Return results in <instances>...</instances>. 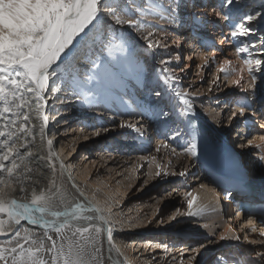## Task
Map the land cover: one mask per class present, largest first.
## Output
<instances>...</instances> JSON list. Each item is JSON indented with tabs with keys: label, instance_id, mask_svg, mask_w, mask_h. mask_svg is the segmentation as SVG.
I'll list each match as a JSON object with an SVG mask.
<instances>
[{
	"label": "snow or ice",
	"instance_id": "snow-or-ice-1",
	"mask_svg": "<svg viewBox=\"0 0 264 264\" xmlns=\"http://www.w3.org/2000/svg\"><path fill=\"white\" fill-rule=\"evenodd\" d=\"M192 2L194 4V0ZM188 7L189 0H0V185H3L0 188V235L5 237L0 241V264H130L115 242L118 222L109 219L111 208L88 199L74 181L81 199L63 210H56L52 203L59 192V189L52 191L54 180L39 192L33 187L30 200L13 197L11 193L16 189L10 181L21 185L20 191L26 192L24 181L31 179L26 174L39 167L49 168L53 175L57 164L61 173L67 171V165L54 148V139L48 136L50 117L45 111L49 97L67 107V99L61 100V95L78 102L86 111L99 107L113 110L115 105L131 110L128 115L134 113L139 117L135 122L103 116L84 121L81 133L89 130L84 140L106 138L110 133L124 130L143 141L147 122L151 121L167 126L164 134L167 139L184 140L186 153L198 156L202 150L207 151L205 132L196 122V107L190 93L178 90L182 77L172 65L179 59V53L174 58L168 52L166 41L171 38L158 22H153L163 20L175 25L182 22L181 11ZM203 7L229 22L230 31L225 39H235L239 45L236 52L246 54L244 67L239 70L241 75L232 81L245 95L233 102L235 110H230L228 119L249 114L255 103L248 95L250 90L260 99V112L264 115V71H258L264 68V60L253 58V53L264 54V0H259L258 4L256 0H216L215 4ZM201 15L206 16L207 11L191 14L197 25L206 23ZM172 45L179 47L176 40H172ZM149 51L154 61L151 72L145 68L147 57L141 59L142 53ZM116 53L121 54L119 60ZM212 58L206 57L205 65ZM231 63L225 60V64ZM245 68L252 81H260L259 89L255 84L243 87ZM183 71L180 68V72ZM221 71L225 76L233 74L229 68ZM213 84L219 87L216 81ZM128 96L131 99H127ZM48 111L56 113L51 116L53 121L60 115L55 107ZM250 115L255 117L256 110ZM33 119L37 123H33ZM260 127L264 129V125ZM260 141L254 144V140L248 139L246 144L261 152L259 161L264 164V136ZM104 147L107 149L110 145ZM161 148L176 153L167 140L161 141L155 151L159 153ZM140 159L144 163L139 167L149 169L144 185L153 175L161 180L186 175V171H166L156 155ZM153 164L157 169L154 174L150 171ZM165 191L171 195V191ZM64 195L60 194L61 202ZM186 195L191 197L186 200L187 212L182 213L177 208L169 221L178 216L191 220L205 214V208L194 207L198 197L191 192ZM227 195L231 197V193ZM89 212L92 214H87ZM254 215H259V223L264 224V205ZM22 220L43 229V235L37 236L32 228L21 225ZM81 221L87 226H80ZM156 223L164 225L168 221L159 216ZM245 223L251 232H257V222L252 215ZM50 232L55 233V238ZM259 234L264 236V228ZM227 239L220 234L219 240ZM234 239L239 241L241 237L236 235ZM261 246L264 247V242ZM155 247L167 250L168 246L156 244ZM203 247L205 245L200 243L191 251L197 253ZM256 255L259 261L251 264H264V253ZM194 259L195 255L190 256L189 264ZM180 264H184L183 256ZM234 264L240 261L235 260Z\"/></svg>",
	"mask_w": 264,
	"mask_h": 264
},
{
	"label": "rangeland",
	"instance_id": "rangeland-1",
	"mask_svg": "<svg viewBox=\"0 0 264 264\" xmlns=\"http://www.w3.org/2000/svg\"><path fill=\"white\" fill-rule=\"evenodd\" d=\"M212 1L213 2L211 4V1L207 0L205 4L208 5L215 4L216 0H212ZM256 3L258 4L259 0H256ZM191 4H192V0H189V7H188L189 9L187 11L189 16L186 18L185 25H183L186 26L185 29H181L179 31L176 30V28L171 24L164 25L160 20L158 22L159 25H162V27L165 26L166 28H171L172 31L174 30L179 31L180 35H184L182 43L179 44L177 42L179 44L178 48L172 45V40L178 41V39H175V37H173L172 34L167 33V35L171 39H168L166 41L169 44L168 52L174 58L177 53L180 54L181 52L182 55L178 60H174V64L172 65L173 67L176 68L177 74L182 77V79L178 82L179 85L178 90L183 89L190 93V98L196 107L197 113L199 111V113L195 115H202L203 114L202 112H204L205 116L209 120H211L212 122L217 121L219 123V128L226 132L225 135L228 141L229 139L232 140L233 138H236L239 141V137H240L242 141L239 142L237 147L239 148L241 159L250 164L251 162H253L257 168H261L264 171V164H261V162L259 161V156L261 155V152L256 147L249 146L246 144V141L248 139L254 140V144L261 143L260 137L264 136V129H262L260 125H264V120H260L259 119L260 117L259 118L254 117L255 123L251 124L252 125L251 128L250 125L248 124L249 120H247L248 117L250 118L251 116L250 114L246 115L245 117L234 118L233 120L228 119L230 110H235V105L233 103L235 101L234 99L238 98L237 96L244 94L239 90V88L235 84L231 83V81L228 80L229 75L225 76L224 73L221 71V69L223 68L221 66L222 65L221 63L224 62L223 56H228V57L234 56L237 60H239L236 54L237 53L235 50L236 48L233 47L231 39L220 40L219 38L222 36L226 37V35L229 33L228 31H230V28L227 27V23H225L228 21H223L221 19L220 21H218V17H214L216 20L215 19L212 20V16H211L212 13L210 10H200L199 11L200 13H204L205 11H207V15H208L207 20L209 19V21L206 22L205 27L202 25H197L195 21L192 19L191 14L194 13V10L200 8L198 7L199 5L201 6L204 4L197 2L198 5H196L194 9L193 7H191ZM220 26H222V28H220ZM219 29L221 30L223 29L224 33H222L221 35L220 33H217ZM201 31L203 32L202 34L206 36H203L204 37L203 41L200 40L197 41V37L201 36V34H199L201 33ZM190 35L191 36L194 35L195 38L193 42V44L195 43V45L193 46L190 44V37H189ZM241 39H246V38H241ZM228 40L230 41V43ZM252 40L253 42H255V37H252ZM216 46H219L218 47L219 50H217L216 48V51H219L220 55L216 51H213L214 47ZM179 49H181V51H179ZM202 49L205 51L203 52L204 54L201 55V52L199 51H201ZM263 55L264 54L253 53V58H260L261 60H264L262 58ZM144 57H147L145 68L148 72H151L152 65L154 63L152 58V53L150 51L147 53H142L141 59H144ZM203 57L204 59L201 60ZM206 57H213V58L210 59L209 62L205 65ZM188 63H190L191 66H189ZM177 65H179V67H177ZM180 68H183L184 71L180 72ZM258 71H263V69L261 68ZM246 75L248 76L251 82H245V80H243L242 81L243 87L249 88L250 84H255L257 87V81L256 82L252 81L248 72ZM213 81H216L219 87H216L213 84ZM233 88H237V90ZM227 94L229 95L232 94V97L227 96ZM126 98L131 99V96H128ZM177 103L180 102L177 101ZM49 104H50L49 108H51L55 104L54 100H52L51 103ZM67 107L65 113L61 115V117H64L63 120L70 117L69 113L72 110V106L68 104ZM120 114L121 115H118L117 118L115 119L132 120L133 122L136 121V118L134 117H132V119H129L127 118V116H122L125 115L123 112H120ZM217 114L220 115V119L219 117H216ZM106 115H107L106 118L109 117V114ZM97 116L98 114H96L93 117L91 116L92 118L91 120L95 119ZM61 117L56 119L55 121L51 120L52 123L51 127L55 128L56 131H59L58 133L59 137L62 136L64 133L59 125L62 119ZM217 118L219 119V121L217 120ZM86 120L87 119L85 118L83 122ZM56 122H59V124ZM83 122L78 121L77 124L82 123L83 125ZM161 126L163 127L160 128ZM244 129H246L247 132H245ZM70 131L71 133H73L74 129L72 128ZM167 131H168L167 126L148 121L146 135L143 139V140H147L148 142L146 141L145 144H142L141 140L136 138L134 133L121 130L118 131L117 133H110L108 137L103 138L101 142L100 139L95 142L93 141V144H91L90 148L86 144V142H83V144H80V147H78L77 149L78 151L77 154L81 152L80 154L81 156L79 159L84 162L88 161L90 164L92 163V160L97 158L96 156H99V158L101 159V151L102 152L107 151L105 150L104 146L108 144L110 145L109 150L111 151H109L107 155H109L108 156L109 159L113 161V166L116 169L118 168L122 170V169H126V167L129 168L131 167L133 168L132 169L133 171H131L132 174H134V172L136 171L135 177L137 178L138 183L134 187V191H135V192L133 191L134 197L128 199L131 200L130 202H134L135 200H139L140 202H142L143 209L141 208L142 210L138 214L142 213L143 216L145 215L144 218H148V220L153 221L152 223H148L149 225L147 230H143V231H145V233L149 235L150 234L153 235V238L154 237L158 238V236H160V240H158V244H166L167 246L170 244L169 248H171V251H169V255L172 254L171 257L169 256L167 257L166 256L167 250L163 248H156L155 246H152V244L148 245V249L149 247L150 248L155 247V249L146 251V253L148 254H146L145 256L149 257L147 264H151V262L152 264H180L182 256H183L184 264H189L188 258L192 255H195V259L192 260L190 264H218V261H220L219 260L220 256L217 255V252L220 246H224V245L228 246L231 249L236 247L235 251H232L233 253L232 255L235 256L237 254L241 256L242 257L241 260L243 264L245 263L251 264L252 261H259L260 258L257 257L256 254L258 252L264 253V247L261 246V243L264 242V236H261L259 234L261 230L259 226L256 224L257 232H251L250 226H248L245 223L246 221L241 220V217H239V215L233 213V210L231 209V205H229L228 211H224L223 209L219 210L222 211L223 216H221L219 211H217L218 206L217 204L215 205L214 201L213 203L216 207L215 211L212 208V206H210V203L205 206L202 204L203 197L211 196L212 194L215 197L217 196L216 191H214V187L212 188L210 187V185L203 184V182L200 181L201 175H203L202 167H200L201 165L198 163V161H196L197 157L194 158L195 156H191L190 153L185 152L186 144L184 140H179L174 142L171 139H167V137L164 135ZM67 133L69 132H66V134ZM237 133H242L243 135H237ZM48 135L52 137V130H49ZM64 137L65 136H62V138ZM164 140H167V143L176 149L175 154H172L169 150L164 148H161V151L159 153L155 151L156 147L160 145V142ZM55 145L57 146L58 144L56 143ZM57 149H59V147ZM87 153H89L88 154L89 156L90 155H94V156L93 158L86 161L87 158L86 157L84 158V154ZM77 154H75V156ZM151 155L157 156V161L164 166L166 171L176 172V173L180 171H186V175L184 177L169 176L165 180L155 178V176L153 175V177L149 179L148 183L144 185L143 180L146 178L145 174L149 171V169L147 167L144 168L139 167L142 163H144L140 159V157L151 156ZM252 158H255V160L253 161ZM169 161H171V164L168 163ZM255 162H258L260 164L259 167ZM69 163L70 162H67V164ZM69 165L71 166V164ZM123 165H125L126 167H123ZM100 170L101 172H99ZM156 170H157L156 165L153 164L150 171L154 174ZM95 172L97 174L99 173L98 177L102 176V168L99 169L98 171L96 170ZM123 172H126V170H124ZM113 177L116 178V175H114ZM105 178L107 177L105 176ZM201 184H203L205 187L201 188L200 187ZM98 188L99 187H97L96 190L97 192L99 190ZM165 189L171 191V195H168V192H166ZM173 189H175V191H172ZM100 190H103L102 186H100ZM189 192L192 193V196L198 197V200L194 204V207L198 206L205 208L206 209L205 214L202 217L191 219L192 221L187 219L186 216L184 217L178 216L176 220L169 221V217L175 213L177 208H179L182 213L187 212L186 200L191 197H188L186 194ZM156 201L158 203L155 205ZM151 202L152 204H150ZM219 202L220 201H218V203ZM153 208H156V214L158 215L156 216H154V214L151 215L152 212L151 210H153ZM131 210L133 211V213L130 214V216L131 215L133 217L135 215L138 216L135 207L134 209L132 208ZM216 212L218 213L216 214ZM228 214L229 216H227ZM159 216H163L165 221H168V223L164 225H158L156 221L159 219ZM221 222L223 223L222 233H224V235L228 233L229 230L231 229L232 235L235 236L239 235L241 239L239 241L235 239L231 240L230 243L228 242L229 244H226L222 240H219V235L216 234V231L218 233L219 231L218 229L221 226L220 225ZM211 229L216 231H212ZM188 239L191 240L189 242L190 244H188L189 249L187 252H184V250H181L182 248H180L181 245L179 244L184 243ZM251 241H255L256 243L253 244L251 243ZM200 243H203L205 247L199 248L197 253H193L191 249L193 247H198ZM142 248H145V246ZM152 251L157 253L153 256L155 257V259H153L152 257V254L154 253ZM143 252H145V249H143ZM140 254L141 252L139 253V256ZM224 254L225 252L221 255ZM244 259L245 262L243 261ZM232 264H234V262Z\"/></svg>",
	"mask_w": 264,
	"mask_h": 264
},
{
	"label": "bare ground",
	"instance_id": "bare-ground-1",
	"mask_svg": "<svg viewBox=\"0 0 264 264\" xmlns=\"http://www.w3.org/2000/svg\"><path fill=\"white\" fill-rule=\"evenodd\" d=\"M206 1L207 0H199V1L195 0L194 4L192 2L191 7H193V9H194L196 7V5H198L197 2L205 4ZM209 1H211V4H212L213 1L212 0H209ZM198 7H200V8L194 10V13L201 14L199 12L200 10H207L203 7V5H201V6L199 5ZM188 9L189 8L181 11L182 22H178L177 24L173 25L176 28V30L180 31L181 29L186 28V26H183V25H185L186 18L189 16L188 12H187ZM207 16L208 15H206V16L201 15L200 18H201V20H204V21L206 20L205 22H207V21H209V19L207 20V18H208ZM211 16H212V20L215 19L214 18L215 16H213V14ZM160 21H162V23L164 25L168 24L166 21H163V20H160ZM218 21H220V18H218ZM153 22H159V20L153 21ZM225 23H227V25H228V22H225ZM205 24L206 23L200 24V25L205 27ZM160 27H161V29L164 27L162 29L163 31H167L168 34H172L173 37H175V39H178L177 42L179 44L182 43L184 35H180L179 31H175V30L172 31L171 28H166L165 26L162 27V25H160ZM165 28L168 30H166ZM211 28H214V27H211ZM220 28H222V26H220ZM202 33H203L202 31H201V33H199V34H201V36L199 35L200 37H197V41L198 40H200V41L204 40L203 36H206V35H204ZM217 33H220V35H221L222 33H224V31H223V29L222 30L219 29ZM189 37H190V44L192 46L195 45V43L193 44L194 39H195L194 35H192V36L190 35ZM219 38H220V40L225 39V37H223V36L219 37ZM229 43H230V41H229ZM226 45H228V44H226ZM219 46L214 47L213 51H216V48H217V50H219V48H218ZM179 51H181V49H179ZM204 51L205 50L202 49L199 52H201V55H202V54H204L203 53ZM216 52L219 54V51H216ZM229 54H230V51H229ZM181 56L182 55L180 52L179 58ZM115 57L117 60H119L121 57V54L116 53ZM262 58L264 59V55ZM203 59H204V57L201 60H203ZM223 59H224L223 60L224 62L221 63L222 64L221 66L223 68H229L230 70L233 71V74L229 75V77H228V80L231 81V83H232L233 80L238 79L239 76L241 75L239 70L244 67L243 60H237L234 56L233 57L232 56H230V57L223 56ZM225 60H231L232 61L231 65L225 64ZM188 65L191 66L190 63H188ZM262 69L264 70V68H262ZM122 70L127 71L126 68H122ZM246 74H247V70L245 68V70L242 73V75L246 78L244 80H245V82H251ZM242 81H241V84L243 85ZM257 82H258V80H257ZM233 89L237 90V88H233ZM249 93L252 94L250 91H249ZM227 96L232 97V94H230V95L227 94ZM60 99L61 100L67 99V105L70 104V106H72V110L69 113V116H70L69 118H66L65 120H63L64 117H61V115L65 113V110H67L68 107L67 108L63 107L58 101L52 99L51 97H49L50 102L48 101V108L50 105L49 103H51V101L54 100L55 104L52 107H55L60 112V115L56 116V119H58L60 117L62 118L60 121V124H59V122H56V123H58L60 125V128L64 132L62 136H65L66 138L65 137L62 138V136L59 137V134H58L59 131H56L55 128L51 127V124H52L51 123V116L56 115V113L50 112V111H48V108H46L45 111L50 117V122L48 124L47 130H48V132H49V130H52V137H50V135H48V136L50 138L54 139V141H55L54 148L59 153L60 158L63 159L64 162L65 161L70 162L69 164H71L72 167L69 164H67V162H65V164L67 165V171L61 173L59 171V165L57 164V171H56L55 175H53L52 171L49 168L39 167L37 170L33 171L32 173L26 174V175L31 176V179H26L24 181V184H23V187L26 189V192L20 191L21 185L16 184L14 181H10V183H12L13 187H15V189H16V191L12 192L11 195L17 199H24L25 197H27V199L30 200L31 199V190L33 187H35L36 191L39 192L41 190V188L47 189L50 186V181L54 180L55 186L52 187V191L56 192L57 189H59V192H57V195L53 198L52 203H53L54 207L56 208V210H63V208L66 205L71 206L77 200L81 199L79 196V192L73 186V181H74L75 184L79 185L80 189L85 191L88 199L94 200V201L98 200L102 203V205H106V206H109L111 208V215L109 216V219L112 221L118 222L117 228L114 232L115 242L121 246L122 251L128 257L130 264H147L149 257L145 256L146 254H148V253H146V251L151 250V249H153V250L155 249V247H152V248L149 247V249H148V245L152 244V246H155V244H158V240H160V236H158V238H155V237L153 238V235H151V234L149 235V234L145 233V231H143V230H147L148 225H149L148 224L149 220H148V218H144L145 215L143 216L142 213L138 214L143 209L142 208V202H140L139 200H135L134 202H130L131 200L128 199V198L134 197V193H133L134 187L138 183L137 178L135 177L136 171L134 172V174H132L131 171H133L132 170L133 168L126 167L125 165H123V167H126V169H122V170H120L118 168L116 169L113 166V161H111V159H109V157H108L109 155H107L109 153V151H111V150H109V147L107 149H105L107 151L102 152L100 150L101 151V159L99 158V156H96L97 158L92 160V163H90V164L87 160L93 158L94 155L89 156L88 155L89 153L84 154V158L85 157L87 158L86 159L87 162H84V161H81L79 159L81 156L80 155L81 152L77 154V152H78L77 149H78V147H80V144H83V142H86V144L90 148L91 144H93V141L95 142V141H98L100 139V142H101V140L103 139V138H96V139L89 138L88 140H84L83 137H84V135L88 134L89 130L85 129L84 132L81 133L80 129L83 127V125H82V123L77 124L78 121L83 122V120L85 118L87 119L86 121L91 120L92 119L91 116L93 117L94 113H95V115L98 114V116H103L105 118L107 116L106 114H109V117L111 116V117L117 118L118 115H121L120 112H123L125 114L122 116H127V118H129V119H132V117H134L137 120V119H139V117L136 116L134 113L132 115H128L127 112L131 111V110H126L122 107L116 108L115 105H113V110L106 111L104 107H99V108H96L94 110H87L86 111L79 105L78 102H76L70 98H67V97L61 95ZM236 99H234V100H236ZM234 105H235V103H234ZM257 106H258V104H257ZM259 108L260 107L255 108V110H256L255 118L260 117L259 118L260 120H264V116H262L261 112H259L260 111ZM251 112L252 111L249 110V114ZM198 113H199V111H198ZM198 113L196 111L195 114H198ZM202 113H203L202 114L203 116L202 115H199V116L202 119H204L206 121V123H208V125L211 128V131H213L212 132L213 135L216 136L217 138H219L220 141L222 140L226 145H228V142H229V145H231V146L234 145L236 147L239 144V142L242 141L240 137H239V141L236 138H233L232 140L229 139V141H228L226 138V135H225L226 132L219 128V123L217 121L212 122L211 120H209L205 116L204 112H202ZM195 116H198V115H195ZM216 117H219V119H220V115L217 114ZM219 119L217 118L218 121H219ZM33 123H37V121L35 119H33ZM248 124L252 128V125L250 123H248ZM162 127L163 126H161L160 128H162ZM72 128L74 129L73 133H71V131H70ZM61 129H60V132H61ZM244 131L247 132L246 129H244ZM259 131H262V130H259ZM66 132H69V133L66 134ZM71 137H73V138H71ZM146 141L147 140H143L141 142H142V144H145ZM56 143L59 146L58 145L56 146L55 145ZM113 145H115V144H113ZM58 147H59V149H57ZM100 147H101V145H100ZM22 151H23V149H22ZM75 154H77V155L75 156ZM63 156H64V158H63ZM191 156H193V155H191ZM194 158H196V156ZM252 160L254 161L255 158H252ZM196 161H198V163L200 164L198 158ZM245 163L247 165L249 164V166H250L249 169H254L255 171H257V167H256V165H254L253 162H251V164H250V163H247L245 161ZM255 163L259 167L260 164L258 162H255ZM200 167H202V165ZM101 168H102V176L98 177L99 173L97 174L95 171L96 170L98 171ZM124 170H126V172H123ZM99 172H101V170ZM198 172H199V170H198ZM202 172H203V175H201L200 181H202L203 184L210 185V187H212V188L214 187V191H216V195H217L219 188H216L213 185V182H212L210 176L208 175V173L204 167L202 168ZM69 173L71 174L70 177L68 175ZM114 175H116V178L113 177ZM105 176L107 178H105ZM100 186L103 187V190H100ZM2 187H3V185H0V188H2ZM97 187H99L98 192L96 191ZM5 190L7 191V189H5ZM61 193L65 194L64 198H63V202H61V199H60ZM234 196H236V194H234ZM217 200L220 201L221 203L220 202L218 203ZM213 201H214L215 205L217 204V206H218L217 211H219L220 209H223L224 211H228L229 205H231L228 201H224L222 198L220 199L218 196L214 197L213 194L211 196H207V197L202 198V204L205 206V205H208L210 203V206H212V208L215 211L216 207H215ZM157 203L158 202L156 201L155 205ZM150 204H152V202ZM155 205H153V206H155ZM234 206L236 207V210H234L235 207H233L232 205H231V209L233 211H235L236 215H239V217H241V220L246 221L249 218L250 214H247L243 211H238L237 205L234 204ZM134 207L136 209V213L138 214V216L135 215L133 217L132 215L130 216V214L133 213V211L131 209L132 208L134 209ZM151 211H152L151 215H153L154 213H156V208H153V210H151ZM217 213L218 212H216V214ZM219 213L221 214V216H223L222 211H219ZM87 214L91 215L92 213L89 212ZM227 216H229V214ZM49 219H52V217H49ZM95 223L99 224L100 222L95 221ZM21 225H23L24 227L32 228V230L36 233L37 236L43 235V229L39 228L38 226L31 225L30 221L22 220ZM121 225L123 226V231H121ZM220 225L221 226L218 229L219 230L218 233L216 230L211 229L212 231H216V234L219 236H220V234H224V233H222L223 223L221 222ZM80 226L86 227L87 225H86V223L81 221ZM133 226H135V227H133ZM259 226H260L259 227L260 229L264 228V224H259ZM66 233H67V230H66ZM49 234L53 235V237L55 238L54 232H50ZM225 235L228 237V239L224 240L223 241L224 243L229 244L231 240H234L235 235H232L231 229ZM4 239H5V237L3 235H0V241H3ZM163 239H165V238H163ZM195 239H197V238H195ZM168 241H167V243H168ZM190 241L191 240L188 239L184 243L179 244V245H181L180 246V248H182L181 250H184V252H187L189 249L188 244H190L189 243ZM45 243L47 244V241H45ZM195 243H196V241H195ZM169 245L167 247V253H166L167 257L172 256V254L169 255V251H171V248H169ZM106 246L107 245H106V241H105V248H106ZM144 246H145V248H142ZM235 248L231 249L225 245L220 246V248L218 249V252H217V255L220 256L219 260L220 261L222 260L223 264H232L235 260H239L240 264H243L242 260H241L242 259L241 256H239L237 254L235 256L232 255L233 254L232 251H235ZM143 249H145V252H143ZM172 250H173V248H172ZM140 252H141V254L139 256ZM152 252H154V251H152ZM156 252H157V250H156ZM156 252H154L152 254V257L155 254H157ZM224 252H225V254L221 255ZM188 253H190V252H188ZM113 256H115V253H113ZM141 257H143V258H141ZM152 257H151V259H152ZM243 261L245 262V259ZM106 264H107V262H106ZM151 264H152V262H151Z\"/></svg>",
	"mask_w": 264,
	"mask_h": 264
}]
</instances>
